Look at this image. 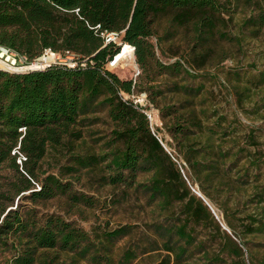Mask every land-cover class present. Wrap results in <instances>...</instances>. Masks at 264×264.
Listing matches in <instances>:
<instances>
[{
	"label": "trees",
	"instance_id": "1",
	"mask_svg": "<svg viewBox=\"0 0 264 264\" xmlns=\"http://www.w3.org/2000/svg\"><path fill=\"white\" fill-rule=\"evenodd\" d=\"M223 1L0 0V46L26 55L31 61L47 51L62 56L73 54L78 60L75 68L52 65L26 73L0 70V164L13 161L19 174L14 184L17 193L29 191L35 188V182H40V190L32 191V199L48 200L67 194L69 183L58 177L48 175L42 181L39 179L38 163L48 148L57 149L65 144L64 137L73 136L82 118L106 108L115 123L108 141L110 151L99 156H76L75 161L79 168L105 164L110 170V184L141 189L167 214L175 215L172 209L180 206V214L172 223L153 225L162 244L159 246L157 239L149 241L152 250L159 246L166 252L155 264H228L224 255L234 258L229 264H247L243 260V246L235 239L238 235L233 224L227 221L235 238L192 191L193 181L200 180L202 175L213 179L218 167L212 166L206 172V156L200 159V151L195 149L197 140L193 135L201 129L197 111L180 112L174 106L160 108L156 99L157 94H164L159 76L166 73L195 76L184 60L167 64L157 58L152 42L157 35V20L167 17L175 29L192 27L195 42L208 50L225 20ZM263 25L264 15H261L257 26ZM110 33H120L122 41L135 48L139 65L136 79L123 80L106 68L120 50L116 43H106L105 37ZM163 39L158 38L159 46ZM261 83L264 84V74ZM180 88L193 96L201 92L200 88L187 85ZM121 93L146 95V106L136 104L131 98L124 100ZM149 105L160 110L165 127L181 143L191 177L183 175L185 166L179 157L164 149L160 142L164 139L158 137L159 129L153 132L146 113ZM15 151L25 156V172L16 164ZM140 173L152 175L147 181L139 182ZM205 190L203 187L202 191ZM76 199L88 202L83 195ZM33 213L29 211L26 218L20 211L10 210L0 223V247L8 245L13 234L20 243L26 241L12 264H34L38 259L41 264H134L139 257L140 245L136 249H124L118 261L114 258L115 243L132 234L133 226H120L93 240L87 231L61 216L50 215L39 223ZM208 225L225 234V240L213 253L202 248L205 242H199L196 235L197 227ZM195 249L205 251L194 263L191 259ZM144 253L145 250L141 254Z\"/></svg>",
	"mask_w": 264,
	"mask_h": 264
},
{
	"label": "rangeland",
	"instance_id": "2",
	"mask_svg": "<svg viewBox=\"0 0 264 264\" xmlns=\"http://www.w3.org/2000/svg\"><path fill=\"white\" fill-rule=\"evenodd\" d=\"M223 3L225 20L208 50L195 42L192 27L175 29L167 17L157 20V35L152 38L157 58L167 64L184 60L195 76L185 73L159 76L158 83L164 94H157L156 99L160 108L174 106L180 112L197 111L201 129L193 135L197 140L195 149L200 151V159L206 156V172L212 166L218 167L213 179L202 175L191 186L201 191L204 187L203 194L219 210L225 223L230 221L233 224L238 238L231 230L232 236L243 246V260L247 264H264V84L261 83L264 25L257 26L259 17L264 15V0H224ZM158 38H164L160 46ZM110 70L123 80L136 79L139 65L136 59L134 66L126 58ZM184 85L200 88L201 92L196 96L189 95L180 88ZM146 113L151 116L154 131L159 129L158 137L164 139L170 152L185 166L183 175L191 177L181 153L183 147L165 127L160 110L149 105ZM114 129L115 123L108 110L100 108L80 120L73 136L64 137V145L57 149L48 148L38 163L39 179L42 181L48 175H54L69 183L70 187L67 194L52 199L31 198L32 191L40 190V182H35V188L18 194L14 184L19 174L13 161L1 163L0 222L4 213L11 209L20 211L26 218L29 211H34L33 218L39 223L50 215H58L87 231L93 240L106 231L130 225L134 227L132 234L115 243V260L118 261L124 249H136L138 245L139 257L134 264H155L163 258L166 252L159 247L162 240L155 234L153 225L172 223L171 220L180 214V206L172 209L175 215L167 214L141 189L110 184V170L105 164L88 168H79L76 164V156H99L109 152L108 141ZM76 135L81 137L75 139ZM25 160V156L17 152L16 164L21 172H25ZM151 175L140 173L137 180L147 181ZM82 195L88 202L77 201L76 197ZM196 230L198 241L205 242L202 248L212 253L225 240V234L218 233L210 225ZM156 239L159 246L152 250L149 241ZM25 243H20L13 234L8 245L0 247V264H12ZM203 249H195L191 262L203 257ZM144 250L145 253L141 254ZM224 257L228 264L234 260L228 255ZM34 264L41 262L38 259Z\"/></svg>",
	"mask_w": 264,
	"mask_h": 264
},
{
	"label": "built area",
	"instance_id": "3",
	"mask_svg": "<svg viewBox=\"0 0 264 264\" xmlns=\"http://www.w3.org/2000/svg\"><path fill=\"white\" fill-rule=\"evenodd\" d=\"M105 38H106V43L114 42L120 48L119 52L115 55L113 60L109 61L106 64V68L109 71H111L110 68L111 69L115 68L114 66H112V64L115 61L116 57L123 50V47L125 45H128L132 49L135 57V48L132 45H129L128 43H124L122 41V37L120 33H110L107 34ZM52 65H62L70 68H75L76 66H78V60L73 54H67L66 56H62L60 54L47 51L41 58L31 61L26 55L19 54L7 47L0 46V70L2 71H6L10 73H26L33 71V69H38L37 71L44 70ZM138 74L139 72L137 73V76ZM123 94L125 93H121L120 95L124 100L130 99L129 95L125 94L127 96H124ZM133 96H134L133 100L136 104H140L141 106H146L147 97L144 94H141L139 96H135V95ZM144 96L146 97V99L144 98ZM149 119L151 120L150 115H149Z\"/></svg>",
	"mask_w": 264,
	"mask_h": 264
},
{
	"label": "water",
	"instance_id": "4",
	"mask_svg": "<svg viewBox=\"0 0 264 264\" xmlns=\"http://www.w3.org/2000/svg\"><path fill=\"white\" fill-rule=\"evenodd\" d=\"M38 69H33V71H37ZM124 96H127L125 94H123ZM144 98L146 99V97L144 96ZM151 128L154 132V128H153V125L151 124ZM160 142L162 143L164 149L170 154V149L169 147L162 141L160 140ZM183 173V171H182ZM184 174V173H183ZM185 176V175H184ZM192 191L198 196L200 197L204 203L209 207V209L212 211V213L214 214V216L216 217V219L219 221V223L221 224L222 228L224 230H226L229 234H232L231 232V229L227 226V224L225 223L224 219H223V216L220 215V212L219 210L215 207V205L210 201V199L203 194V192L198 188H193L192 187ZM12 210V209H11ZM7 215V213L4 214V216L2 217V220L5 218V216ZM1 220V222H2ZM0 222V223H1Z\"/></svg>",
	"mask_w": 264,
	"mask_h": 264
},
{
	"label": "bare ground",
	"instance_id": "5",
	"mask_svg": "<svg viewBox=\"0 0 264 264\" xmlns=\"http://www.w3.org/2000/svg\"><path fill=\"white\" fill-rule=\"evenodd\" d=\"M126 58L130 59L135 66V57H134V53L132 51V49L128 46L125 45L123 47V50L120 52V54L116 57L115 61L113 62L112 66H114L115 68L122 62L124 61Z\"/></svg>",
	"mask_w": 264,
	"mask_h": 264
}]
</instances>
